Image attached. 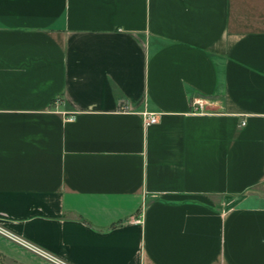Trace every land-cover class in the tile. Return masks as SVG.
<instances>
[{"label":"crops","instance_id":"obj_1","mask_svg":"<svg viewBox=\"0 0 264 264\" xmlns=\"http://www.w3.org/2000/svg\"><path fill=\"white\" fill-rule=\"evenodd\" d=\"M0 226L68 264H264V0H0Z\"/></svg>","mask_w":264,"mask_h":264},{"label":"built area","instance_id":"obj_2","mask_svg":"<svg viewBox=\"0 0 264 264\" xmlns=\"http://www.w3.org/2000/svg\"><path fill=\"white\" fill-rule=\"evenodd\" d=\"M156 121V114L155 113H147L145 114V124L149 125L152 124ZM0 234H2L3 236L9 238L10 240L17 242L18 244L26 247L27 249L37 253L38 255L56 263V264H68L67 262L53 256L52 254H50L49 252L31 244L30 242L24 240L23 238L5 230L4 228H2L0 226Z\"/></svg>","mask_w":264,"mask_h":264},{"label":"rangeland","instance_id":"obj_3","mask_svg":"<svg viewBox=\"0 0 264 264\" xmlns=\"http://www.w3.org/2000/svg\"><path fill=\"white\" fill-rule=\"evenodd\" d=\"M17 243V242H16ZM24 247V246H23ZM26 248V247H25ZM30 251V250H29ZM30 252H32L33 254H37V253H35V252H33V251H30ZM39 256V255H38ZM44 258V257H43ZM44 260H45V262H48L49 264H56V263H54V262H52V261H50V260H48V259H46V258H44ZM45 262H43V263H45ZM0 264H24V263H21L20 261H18V260H15V259H13V258H10V257H8V256H6V255H4L2 252H0Z\"/></svg>","mask_w":264,"mask_h":264}]
</instances>
